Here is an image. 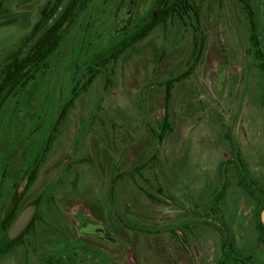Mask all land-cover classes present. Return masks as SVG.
Segmentation results:
<instances>
[{"label":"rangeland","instance_id":"obj_1","mask_svg":"<svg viewBox=\"0 0 264 264\" xmlns=\"http://www.w3.org/2000/svg\"><path fill=\"white\" fill-rule=\"evenodd\" d=\"M46 1L0 6V69ZM155 2L91 0L48 66L0 107L3 214L43 160L17 216L33 206L47 220L0 264H52L54 254L65 264H218L224 252L264 264V0H252L255 26L239 0H196L199 24L157 26L74 96L90 67L148 22ZM91 222L118 244L90 234ZM229 242L235 249L225 251Z\"/></svg>","mask_w":264,"mask_h":264},{"label":"trees","instance_id":"obj_2","mask_svg":"<svg viewBox=\"0 0 264 264\" xmlns=\"http://www.w3.org/2000/svg\"><path fill=\"white\" fill-rule=\"evenodd\" d=\"M4 1L5 0H0V6L3 5ZM239 1L247 11L252 26H255L252 0ZM90 2L91 0L46 1L41 8L40 19L36 22L30 35L20 41L17 49L5 58V65L0 69V107L4 105L10 96L26 88L30 81L35 78L39 70L48 66L47 61L62 46L68 28L74 24L77 15L85 10ZM200 14V7L196 3V0H156L155 5L149 12L148 22L145 23L136 34L122 42L111 54L100 58L96 68L90 67L87 71L88 79L82 83L80 87H75L73 91L74 96H77L79 91L86 89L93 82L95 76L101 71V68L106 67V64L110 63L111 60L116 61L126 50L145 38L157 26L166 25L169 21L174 19H193L199 24L201 18ZM252 37L253 40L257 39L255 31H253ZM200 41H202L201 38ZM255 44L258 45V41H256ZM195 46H197L196 49L202 48V44H199L198 38L196 39ZM170 94L171 85L167 88V101ZM73 104L74 97L64 104L59 119L54 125L53 133L48 139V149L55 140L56 134L61 124H63L67 118ZM163 129L164 134L167 132L166 130L172 129L167 108ZM42 161L38 160L28 172L25 181L21 185L19 200L15 206L12 207L8 216L3 214L0 188V233L5 229L9 230L15 222L22 201L39 175ZM260 205L259 232L261 239L264 241V221L261 218V212L264 210V202L260 203ZM2 237L0 239V263L2 257L11 250V247L22 241V236H20L7 244L3 242ZM226 249H235V247L229 242L228 246L227 244L224 246L225 251ZM230 260L235 264H255L252 257L242 256L237 253L233 255L230 252L222 253L218 264H228Z\"/></svg>","mask_w":264,"mask_h":264},{"label":"flooded vegetation","instance_id":"obj_3","mask_svg":"<svg viewBox=\"0 0 264 264\" xmlns=\"http://www.w3.org/2000/svg\"><path fill=\"white\" fill-rule=\"evenodd\" d=\"M21 205H22V203H21ZM18 217H19V215L17 216V218H16V220L18 219ZM37 219H40V220H43V221H47V220H45L41 215H39L38 213L37 214H35V216H33L32 217V220H31V222L26 226V228L16 237V238H19L20 236H22V241L21 242H23V238H24V236L27 234V233H29L31 230H33L34 229V226H35V223L37 222ZM16 220H15V222H16ZM14 222V223H15ZM13 223V224H14ZM91 224L94 226V227H98L97 229H98V231H95L94 232V230H91V231H89V233L90 234H92V235H95V236H97L98 237V240H101V242H103L104 244L105 243H107V242H109V243H111V244H114V245H117L118 244V240L116 239V238H114L109 232H107L105 229H104V227L102 228V227H100L101 225H98V224H96V223H93V222H91ZM10 229V228H9ZM96 229V230H97ZM92 231L94 232V233H92ZM15 238V239H16ZM20 242V243H21ZM116 243V244H115ZM54 259V262H52V261H50L52 264H65L64 263V259L63 258H61V257H58L57 255H52V258H51V260H53Z\"/></svg>","mask_w":264,"mask_h":264},{"label":"water","instance_id":"obj_4","mask_svg":"<svg viewBox=\"0 0 264 264\" xmlns=\"http://www.w3.org/2000/svg\"><path fill=\"white\" fill-rule=\"evenodd\" d=\"M35 208L33 206L28 207L25 209L18 217L16 222L12 225V227L7 230L4 236V241L7 243L9 242V239L16 238L25 228L26 226L31 222L33 213ZM262 219L264 221V210Z\"/></svg>","mask_w":264,"mask_h":264}]
</instances>
